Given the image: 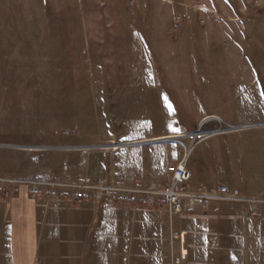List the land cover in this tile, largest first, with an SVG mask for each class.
Masks as SVG:
<instances>
[{
    "label": "rangeland",
    "instance_id": "1",
    "mask_svg": "<svg viewBox=\"0 0 264 264\" xmlns=\"http://www.w3.org/2000/svg\"><path fill=\"white\" fill-rule=\"evenodd\" d=\"M259 16L264 0H0V165L18 147L19 157L81 170L86 157L160 129L155 119L194 121L204 91L211 99L217 55L237 63L246 22ZM204 119L217 130L207 138L239 129L210 112L190 131ZM36 147L42 154L25 151ZM241 195L218 202L264 218V196Z\"/></svg>",
    "mask_w": 264,
    "mask_h": 264
},
{
    "label": "crops",
    "instance_id": "2",
    "mask_svg": "<svg viewBox=\"0 0 264 264\" xmlns=\"http://www.w3.org/2000/svg\"><path fill=\"white\" fill-rule=\"evenodd\" d=\"M251 21L237 45L240 60L227 65L217 55L211 99L204 91L194 121L155 119L160 129L122 141L115 151L109 146L99 158L86 157L81 170L65 158L43 164L19 157L13 153L18 147H10L0 177L82 173L122 186L164 185L181 155L173 138L213 112L239 129L211 136L190 152L191 179L184 188L226 186L264 196V16ZM38 149L25 151L38 156ZM102 199H34L24 187L0 195V264H264V218L252 217L247 204L211 201L204 209L196 203L192 213L170 214L163 207L119 204L110 195Z\"/></svg>",
    "mask_w": 264,
    "mask_h": 264
},
{
    "label": "built area",
    "instance_id": "3",
    "mask_svg": "<svg viewBox=\"0 0 264 264\" xmlns=\"http://www.w3.org/2000/svg\"><path fill=\"white\" fill-rule=\"evenodd\" d=\"M206 120L204 119L193 131L177 137L181 140L184 154L174 168L171 180L164 185L147 186L135 183L130 187H120L108 184L104 179L92 181L87 177L75 180L69 177H0V195L17 191L20 187H24L28 195L34 199L46 198L49 201L67 203L83 200L105 203V199L102 198L110 195L112 200L119 204L164 207L170 214L192 213L196 203L205 208L211 201L246 200L239 190L226 186L184 190L183 186L191 179V173L186 166L188 154L195 145L217 131L206 130L203 127ZM261 202L264 203V200Z\"/></svg>",
    "mask_w": 264,
    "mask_h": 264
},
{
    "label": "snow or ice",
    "instance_id": "4",
    "mask_svg": "<svg viewBox=\"0 0 264 264\" xmlns=\"http://www.w3.org/2000/svg\"><path fill=\"white\" fill-rule=\"evenodd\" d=\"M175 130V129H174Z\"/></svg>",
    "mask_w": 264,
    "mask_h": 264
}]
</instances>
